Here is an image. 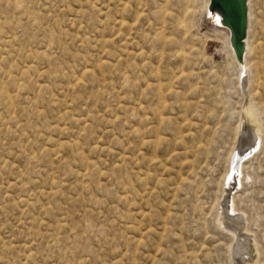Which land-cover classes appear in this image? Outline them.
<instances>
[{
	"label": "rangeland",
	"instance_id": "rangeland-1",
	"mask_svg": "<svg viewBox=\"0 0 264 264\" xmlns=\"http://www.w3.org/2000/svg\"><path fill=\"white\" fill-rule=\"evenodd\" d=\"M207 5L0 0V264H264V0Z\"/></svg>",
	"mask_w": 264,
	"mask_h": 264
},
{
	"label": "bare ground",
	"instance_id": "bare-ground-1",
	"mask_svg": "<svg viewBox=\"0 0 264 264\" xmlns=\"http://www.w3.org/2000/svg\"><path fill=\"white\" fill-rule=\"evenodd\" d=\"M244 3H245V7H246V18H245L244 35L242 36V38H238L236 36L233 26L227 20L223 10L220 7L214 6L212 3V0H208V5H207L209 7V9L215 11L217 16L220 17V20H222V22L224 24H226V26H228L234 47L236 48V50H238L239 53H242L244 51V49L246 51V48H248V45H249L248 38H249L250 29H251V16L252 15L250 13L249 0H244ZM252 114H253V109L248 106L245 109V115H246V118L248 119V121L251 123L253 121V120H250V116ZM253 125H254L253 128H255V131L257 133H259L258 124H253ZM260 131H261V128H260ZM253 137H254V134L252 133V128H248V130L244 129L243 137H242L240 146L245 147L246 145H248ZM236 172H237V170L235 168H232L231 171L229 172V174H228L229 179H230V180L228 179L229 185L232 184V181H234L235 176H236L235 175ZM228 176H227V178H228ZM230 210L235 211L234 206L231 205ZM220 226H223L224 228L229 229L233 233L234 237L237 238L236 241L234 242V244H232V246L230 247L231 254L235 258H237V264H258L257 263L258 250L256 249L257 246L255 245V241L253 238L248 239V237L242 233V232H244V233L247 232V228H246L245 224L243 223L242 218L240 216H236L235 222L230 223V224L225 223L224 221H221ZM252 252H254L255 255H251Z\"/></svg>",
	"mask_w": 264,
	"mask_h": 264
},
{
	"label": "water",
	"instance_id": "water-1",
	"mask_svg": "<svg viewBox=\"0 0 264 264\" xmlns=\"http://www.w3.org/2000/svg\"><path fill=\"white\" fill-rule=\"evenodd\" d=\"M212 3L223 10L227 20L233 26L236 36L242 38L246 18L244 0H212Z\"/></svg>",
	"mask_w": 264,
	"mask_h": 264
},
{
	"label": "snow or ice",
	"instance_id": "snow-or-ice-1",
	"mask_svg": "<svg viewBox=\"0 0 264 264\" xmlns=\"http://www.w3.org/2000/svg\"><path fill=\"white\" fill-rule=\"evenodd\" d=\"M216 19H217V21H218V23L220 22V17L219 16H217L216 17Z\"/></svg>",
	"mask_w": 264,
	"mask_h": 264
}]
</instances>
